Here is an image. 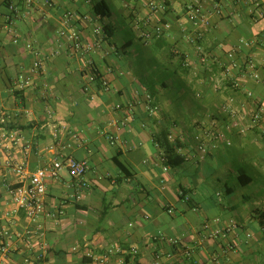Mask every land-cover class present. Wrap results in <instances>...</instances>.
<instances>
[{"label":"crops","instance_id":"0c3cea01","mask_svg":"<svg viewBox=\"0 0 264 264\" xmlns=\"http://www.w3.org/2000/svg\"><path fill=\"white\" fill-rule=\"evenodd\" d=\"M53 1L56 7L21 13L18 44L0 19V233L8 228L13 235L0 264H90L89 252L113 246L125 253L110 264H127L133 248L139 264H264L258 220L264 210V121L240 133L224 111L230 99L245 119L264 107V81L251 77L248 64L252 59L264 70V0H200L206 24L187 17L195 0H168L164 20L171 28L147 44L134 28L136 13L152 24L159 14L146 0H103L110 13L97 23L109 24L111 35L93 56L108 90L97 83L86 89L84 59L56 43L67 9L77 14L75 26L86 40H95L92 9L100 0ZM3 2L1 16L7 12ZM28 42L44 63L33 84L20 90L18 76L36 58ZM230 52L237 66L227 73ZM213 121L225 139H214L217 146L200 160L193 136ZM164 134L181 140L183 164L163 162ZM62 156L88 160L91 186L83 198L72 197V177L63 171L48 182L40 224L14 211L5 183L18 176L5 161L34 171ZM184 188L191 190L189 202ZM216 218L236 227L220 239H203L204 223L214 227ZM167 237H181L195 253L168 257L174 248ZM222 240L236 251L222 252Z\"/></svg>","mask_w":264,"mask_h":264},{"label":"built area","instance_id":"2783aa9c","mask_svg":"<svg viewBox=\"0 0 264 264\" xmlns=\"http://www.w3.org/2000/svg\"><path fill=\"white\" fill-rule=\"evenodd\" d=\"M9 15L4 17V23L9 32L13 35V42L19 43V34L16 30V21L21 13L28 14L33 8L36 7H56L53 0H23V4H20V0H9ZM134 4L140 0H130ZM146 6L152 13L159 14V20L152 24L151 17L144 18L143 16L136 13L134 20V28L138 31L140 36H143L145 40L149 41L156 37H160L165 31L171 28V23L164 20L168 12L170 11V3L168 0H146ZM62 24L57 31L56 43L68 47L72 55H76L79 58H83L85 61V67L82 69L83 75L86 78V89L95 83L96 75H98L97 69L98 64L94 59L93 54L98 53L105 41V32L103 25L97 23L101 19V15H95L94 22L95 27L93 32L96 34V39L93 41L86 40L81 30L75 26L76 13L69 9L62 13ZM187 17L196 24L208 23V15L204 10V6L200 0H195L190 3L186 8ZM1 19V17H0ZM26 48L32 51L36 58L29 67V69L18 76L17 87L20 90L26 89L33 84L34 77L43 68L44 60L40 57L37 49H35L33 43L28 42ZM202 62H207V55L201 52ZM228 63L226 64L227 73L232 70L233 67L237 66L236 53L230 52L227 55ZM251 69V77L257 81H264V70L260 73L255 68V62L251 59L248 61ZM103 89L108 90L110 84L108 79L103 80ZM237 87V86H236ZM248 96L253 97L252 91H248ZM234 101L230 99L227 104L224 105L225 112L229 113L232 118L240 116L238 121H233V128H238L240 133L246 132L248 126H257L264 121V107H260L252 112L247 119L240 114H236L237 110L233 108ZM155 108V107H154ZM152 111V110H151ZM244 114V113H243ZM242 114V115H243ZM240 120H242L240 122ZM224 135V134H223ZM4 135L0 137V145L4 144ZM114 137H111V140ZM211 139V143L202 138V133L196 136L198 143L196 144L197 156L200 160H204L207 156L210 148L217 146L213 142L215 139L213 133H209L207 136ZM204 140V141H203ZM5 167L11 168L12 171L18 176L17 180L6 181L5 186L11 202L14 205V211H23L25 216L34 223L40 224V219L46 214V198L48 194V182L50 180H56L62 177L63 171H68L72 177L71 186L73 187L72 197L76 200H81L84 193L90 188L91 183L87 177L90 170V165L87 159H79L73 156H62L55 157L50 163L45 166L39 167L34 171H28L24 163H14L11 160H6ZM3 164L0 162V169ZM167 166H165V170ZM183 194V192H181ZM185 201L189 200V195L184 198ZM172 213V210H169ZM10 215V213H7ZM223 220L220 218L214 219L216 224L214 227L211 226V222L204 223L202 227L203 239H220L232 232L236 227L235 222L230 221L229 223H222ZM40 226V225H38ZM12 233L8 228L4 229L0 233V252L2 254H8L10 252ZM162 236V235H161ZM250 236V234H248ZM164 238V236H162ZM167 240L180 247L184 251L185 256H190L191 252L195 251V247L186 244L181 237H172ZM225 246L221 248L222 252L236 251L235 244L226 242ZM125 251L121 247H109L104 253L89 252L88 256L91 258L90 264H110V261L114 255L124 254ZM129 252H127L128 254ZM130 260L127 264H139L137 261L138 249L133 248L128 254ZM168 257H174V253L167 252ZM158 254L157 257H160Z\"/></svg>","mask_w":264,"mask_h":264},{"label":"trees","instance_id":"16d2710c","mask_svg":"<svg viewBox=\"0 0 264 264\" xmlns=\"http://www.w3.org/2000/svg\"><path fill=\"white\" fill-rule=\"evenodd\" d=\"M21 1L23 2V0H20V2ZM8 2H10V1L9 0H4V2L2 3V4H5V6L7 7V12L5 13V15H3V16L0 15V17L2 18L1 21L3 23H4V21H3L4 17L6 15L11 14L10 10H9V4L10 3H8ZM92 11L95 13V15L96 14L97 15H101L102 19H103V17L105 15H108L110 13L108 5L103 0L97 1L93 5ZM103 28H104V32H105V40H108V38L111 35V26L109 24H103ZM162 36H164V34H162L160 37H156V38L160 39V38H162ZM139 37L143 41L144 44H147L150 41V40L149 41L145 40L143 36L139 35ZM97 72H98V75H96L95 83H97L100 88H103V84H102L103 80L105 78L106 79H108V78L106 77L105 73L100 69L99 65H98ZM198 96H200V95H198ZM226 114H228V113H226ZM228 116L231 117L230 114H228ZM212 129H213V131H212ZM212 129L209 127V125L200 127L198 132L193 136V140L195 141V144L198 143V141L196 140V136L198 134H200V133H202V138L204 140H206V141L209 140L210 143H211V139L212 138L211 139L207 138L209 133H214L215 139L217 138L216 140L225 139V137H224L222 132L217 131L216 128H212ZM170 138H172V136L168 137L167 135L164 134V141H161L160 138L158 139V140L161 141V145L164 147V149L166 151L165 155L163 156V160H164L163 162L165 164H167V165L172 166V167H177V166L183 164L186 161V155L182 151L183 144H182L181 140L179 138H173V139H170ZM187 191H191V190L190 189H186V188L182 189L183 194L181 193V195H182L183 199L185 198L186 195H189V200L187 201V202H189L191 200V194L188 193ZM258 220H259L260 226L262 228H264V210L259 213ZM220 243H221V248L225 246L224 245L225 244L224 240L220 241ZM173 248L174 249H173L172 253H175V254L177 252L184 253V251H182L180 247H177V246L173 245ZM194 253H195V251L191 252V255H193Z\"/></svg>","mask_w":264,"mask_h":264},{"label":"rangeland","instance_id":"374dc122","mask_svg":"<svg viewBox=\"0 0 264 264\" xmlns=\"http://www.w3.org/2000/svg\"><path fill=\"white\" fill-rule=\"evenodd\" d=\"M227 104V103H226ZM224 111H225V109H224ZM238 119H240V116H235L234 118H232L231 119V127H233V125H232V123H233V121H238ZM242 120H240V122H241ZM217 126H218V123L217 122H210V125H209V127L212 129V128H216L217 129ZM212 131H213V129H212Z\"/></svg>","mask_w":264,"mask_h":264}]
</instances>
